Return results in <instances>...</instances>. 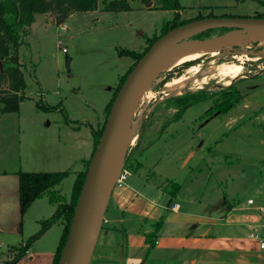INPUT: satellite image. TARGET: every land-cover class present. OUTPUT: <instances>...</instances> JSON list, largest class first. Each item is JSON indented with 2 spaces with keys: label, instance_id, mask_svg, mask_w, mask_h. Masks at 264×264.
Here are the masks:
<instances>
[{
  "label": "rangeland",
  "instance_id": "1",
  "mask_svg": "<svg viewBox=\"0 0 264 264\" xmlns=\"http://www.w3.org/2000/svg\"><path fill=\"white\" fill-rule=\"evenodd\" d=\"M145 4L130 0L128 11L76 12L62 23L64 31L61 24L47 21L52 20L49 15H37L19 49L25 98L18 112L0 113V168L3 164L8 171L69 170L59 186L69 197L75 173L84 169L83 162L92 152L90 127L96 130L103 125L104 109L119 77L133 64L132 58L119 57L118 51H143L146 40L159 35L162 24L175 16L173 11L159 10L156 0ZM179 4L178 21L255 17L264 11V0H179ZM223 32L211 30L198 38ZM259 43L239 41L229 48L209 50L190 65L198 66L199 73L188 72L185 62L155 77L136 100L127 163L123 162L122 169L132 172L137 164L143 165L149 180L163 186L178 184L177 202L193 213L199 212V200L218 205L224 199L232 206L246 204L248 198L257 200V189L264 187V48ZM63 47L66 53L61 51ZM215 62H236L242 71L225 85L226 79L214 71L204 72ZM178 75L193 76L178 96L200 93L210 97L187 107L173 120L178 110L176 96L162 89ZM233 83L243 101L227 114L205 115L216 100L230 92ZM39 99L44 106L57 108L38 109ZM61 231L52 226L44 238L46 244L54 248ZM1 250L7 253V249Z\"/></svg>",
  "mask_w": 264,
  "mask_h": 264
},
{
  "label": "crops",
  "instance_id": "2",
  "mask_svg": "<svg viewBox=\"0 0 264 264\" xmlns=\"http://www.w3.org/2000/svg\"><path fill=\"white\" fill-rule=\"evenodd\" d=\"M101 8L102 3H97L95 10ZM37 15L46 18L45 14H36L32 25ZM60 27L66 29L63 24ZM241 101L242 96L236 105ZM236 105L224 114L235 110ZM18 171L5 170L3 164L0 168V264L10 260L15 245L24 244L38 231L39 221L54 211L43 197L20 215ZM146 172L142 165L114 186L89 264H264V249L259 247L264 240V213L258 210L264 208V187L257 189V200L248 198L253 200L252 205L246 202L232 206L224 199L218 205H208L199 200V212L193 213L177 202V194L170 197L163 185L149 180ZM29 218L31 221L24 225ZM160 220L154 245L148 248L145 237ZM50 228L14 264H52L57 245L53 248L44 239Z\"/></svg>",
  "mask_w": 264,
  "mask_h": 264
},
{
  "label": "trees",
  "instance_id": "3",
  "mask_svg": "<svg viewBox=\"0 0 264 264\" xmlns=\"http://www.w3.org/2000/svg\"><path fill=\"white\" fill-rule=\"evenodd\" d=\"M130 0H104L102 1L101 11L103 12H121L130 10ZM143 3L152 0H139ZM159 10H170L175 13L171 21H166L160 28L159 35H153L146 40V47L143 51L119 50L118 56H129L133 59L132 66L128 71L121 75L118 84L113 91L112 97L106 104L104 109L105 119L110 110L113 99L117 91L125 80L126 76L142 55L149 47L163 34L172 28L184 25L193 20L178 21V12L181 9L179 0H156ZM97 0H0V113H16L19 109V103L25 98V82L22 72V63L19 57V49L25 43V38L28 35L30 26L35 21L36 14H47L57 24H62L71 14L76 12L93 11L96 8ZM224 17V16H221ZM233 17V16H225ZM254 18L264 19V11L257 13ZM199 19V18H197ZM196 19V20H197ZM208 32V31H207ZM205 33V32H204ZM203 34V33H202ZM201 35V34H200ZM198 35L197 38L200 36ZM196 61H189L184 66H190ZM230 92L224 94L221 99L214 102V105L205 113L210 115L213 113L224 114L234 107L241 99L236 84H231ZM210 96L200 93L184 94L176 96L173 100L178 105V110L174 115L173 120H177L183 111L194 104L206 101ZM38 109L52 110L57 107H46L42 100L39 99L36 104ZM103 125L99 129L90 131L93 137V148L90 157L83 162L84 169L75 173L74 181L71 187L69 197L61 193L59 186L62 181L69 175V170L54 171V172H24L18 171V202L19 213L24 215L28 207L36 199L47 198L48 202L54 206L53 213L39 221L40 228L38 231L28 237L24 244L19 247H14L15 254L10 260L4 261L2 264H14L20 258L24 257L30 248L31 244L38 239L48 228L53 224H58L62 227L61 235L54 252L52 264H58L62 250L66 244L70 225L78 204L81 189L84 183L87 167L92 154L98 144L99 138L104 128ZM65 121L69 123L66 118ZM127 163V158L124 160V165ZM140 165H136V169ZM179 185L176 183L167 182L163 187L170 197H174L179 191ZM161 220L154 225L152 232L148 233L145 241L148 248L152 247L160 228Z\"/></svg>",
  "mask_w": 264,
  "mask_h": 264
},
{
  "label": "water",
  "instance_id": "4",
  "mask_svg": "<svg viewBox=\"0 0 264 264\" xmlns=\"http://www.w3.org/2000/svg\"><path fill=\"white\" fill-rule=\"evenodd\" d=\"M150 5V2L145 6ZM226 29L214 37L198 35ZM264 19L254 17H210L190 21L161 35L130 70L105 119L98 144L89 161L84 183L58 264H89L102 227L110 195L122 169L130 141V126L136 100L172 58L198 49L215 50L239 41L261 42ZM1 68V63H0ZM86 212L87 228L80 250L74 249L80 218Z\"/></svg>",
  "mask_w": 264,
  "mask_h": 264
},
{
  "label": "bare ground",
  "instance_id": "5",
  "mask_svg": "<svg viewBox=\"0 0 264 264\" xmlns=\"http://www.w3.org/2000/svg\"><path fill=\"white\" fill-rule=\"evenodd\" d=\"M254 37H264V32H258L256 34H254ZM259 45L264 48V40H262ZM227 47L229 48L230 45H227ZM261 48V49H262ZM226 49V48H225ZM207 51L209 50H205V49H198V50H194L191 52H186L183 54H180L172 59H170L166 64H165V69L169 70L177 65H180L182 63L185 62H189V61H193L196 60L200 57H202L203 55H205L207 53ZM212 56H217L216 52H213L211 54ZM239 58V57H238ZM241 58V57H240ZM239 60V59H238ZM196 63V62H195ZM201 63V62H200ZM212 63V62H211ZM216 63V62H215ZM228 63V62H227ZM227 63H216V64H211L209 67H207L206 70H204V72H210V71H214L218 76H220L221 78L226 79L225 80V85H229L230 84V79H234L235 77H237L241 71H242V67L240 64H227ZM192 65V64H190ZM190 67V66H189ZM204 68V67H203ZM190 73H196L198 72V66H191L189 68ZM201 72V71H199ZM198 72V73H199ZM181 75V74H180ZM177 77V76H176ZM207 77V76H206ZM214 77V75H213ZM209 78V77H208ZM218 79V78H217ZM193 80V76H189V75H184V76H180L178 75V78H172L170 81L165 82L164 83V87L162 89V92L168 93L170 96H178L180 95V93L182 92V90L189 84L190 81ZM205 80V79H204ZM220 80V79H219ZM203 81V80H202ZM232 81V80H231ZM206 82V81H205ZM192 83V82H191ZM200 83V82H199ZM204 83V82H203ZM194 84V83H193ZM192 84V85H193ZM197 84V83H196ZM195 85V84H194ZM198 86V85H197ZM201 87V86H200ZM197 90V89H196ZM144 95V94H143ZM134 125V123H133ZM135 128V127H134ZM132 129V128H131ZM86 228H87V215L86 212H83L80 221H79V225L76 231V236H75V243H74V249L76 250H80L82 245H83V241H84V237H85V233H86Z\"/></svg>",
  "mask_w": 264,
  "mask_h": 264
},
{
  "label": "built area",
  "instance_id": "6",
  "mask_svg": "<svg viewBox=\"0 0 264 264\" xmlns=\"http://www.w3.org/2000/svg\"><path fill=\"white\" fill-rule=\"evenodd\" d=\"M61 51L63 53H66L67 52L66 48H64V47L61 49ZM128 174H129V172H128L127 169H121V171H120V173H119V175L117 177V180H116L115 185H120L126 179V177L128 176ZM246 202H247L248 205H252L253 204V200L252 199H248ZM258 210L261 213H264V208L259 207ZM259 247L261 249H264V240L260 241Z\"/></svg>",
  "mask_w": 264,
  "mask_h": 264
},
{
  "label": "flooded vegetation",
  "instance_id": "7",
  "mask_svg": "<svg viewBox=\"0 0 264 264\" xmlns=\"http://www.w3.org/2000/svg\"><path fill=\"white\" fill-rule=\"evenodd\" d=\"M222 30H224V32L227 31L226 29H222ZM224 32H223V33H224Z\"/></svg>",
  "mask_w": 264,
  "mask_h": 264
}]
</instances>
